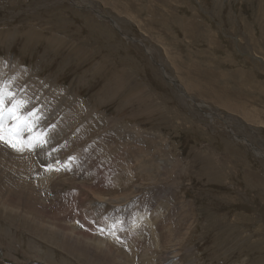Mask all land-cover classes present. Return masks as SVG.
I'll use <instances>...</instances> for the list:
<instances>
[{
  "label": "rangeland",
  "instance_id": "1",
  "mask_svg": "<svg viewBox=\"0 0 264 264\" xmlns=\"http://www.w3.org/2000/svg\"><path fill=\"white\" fill-rule=\"evenodd\" d=\"M0 71L52 133L36 195L0 159V264H264V0H0Z\"/></svg>",
  "mask_w": 264,
  "mask_h": 264
},
{
  "label": "bare ground",
  "instance_id": "2",
  "mask_svg": "<svg viewBox=\"0 0 264 264\" xmlns=\"http://www.w3.org/2000/svg\"><path fill=\"white\" fill-rule=\"evenodd\" d=\"M128 1V0H127ZM250 4V3H249ZM154 19V18H153ZM150 20V19H149ZM239 20V19H238ZM245 23V22H244ZM245 25V24H244ZM119 29V28H118ZM249 32V31H248ZM146 33V32H145ZM198 33V32H197ZM252 33V32H251ZM206 39V38H205ZM215 39V38H214ZM247 39V38H246ZM175 45V44H174ZM250 45V44H249ZM165 47V46H164ZM168 49V48H167ZM155 55V54H154ZM163 56V55H162ZM170 56V55H169ZM172 56V55H171ZM175 56V58H177L176 56L177 55H174ZM165 57V56H164ZM173 57V56H172ZM196 59V58H195ZM191 60V59H190ZM163 62V61H162ZM172 62V61H171ZM174 64V63H173ZM175 68H176V64H175ZM182 68V67H181ZM177 69V68H176ZM184 69V68H183ZM178 70H179V68H178ZM182 70V69H181ZM180 70V72H183V70L181 71ZM186 71H188V70H185V72ZM200 71V70H199ZM198 71V72H199ZM3 72H4V70H3ZM179 72V73H180ZM189 72V71H188ZM194 72V71H193ZM208 72H210V71H208ZM0 73H1V71H0ZM177 73H178V71H177ZM191 74H192V72H190ZM196 73H197V71H196ZM201 73H202V71H201ZM207 73V72H206ZM255 73V72H254ZM27 74V73H26ZM185 74H188V73H185ZM213 74V73H212ZM172 75V74H171ZM181 75V74H180ZM184 75V74H183ZM198 75V74H197ZM203 75H204V73H203ZM187 76V75H186ZM205 76V75H204ZM183 77V76H182ZM192 77V76H191ZM210 77H211V73H210ZM213 77V76H212ZM249 77H251V76H249ZM219 79H220V77H218ZM183 79H184V77H183ZM202 79V78H201ZM254 79V78H253ZM171 80V79H170ZM206 80V79H205ZM246 80V79H245ZM12 81V80H11ZM215 81V80H214ZM184 82V81H183ZM188 82H190V81H188ZM209 82L210 81H206L205 83H207L208 85H209ZM255 82V81H254ZM9 83V82H8ZM14 83H16V82H14ZM194 83V82H193ZM217 83V82H216ZM45 84V83H44ZM218 84V83H217ZM220 84V83H219ZM231 84V83H230ZM237 84V83H236ZM12 85V84H11ZM119 85V84H118ZM187 85H188V83H187ZM206 85V84H205ZM204 85V86H205ZM250 85V84H249ZM203 86V87H204ZM193 88L192 89H194V86H192ZM211 88H212V90L213 91H215V93L216 94H214V96H215V98H217L218 99V101H215V104L216 105H219V106H222L223 108H225V109H227V110H230L229 112H231V111H233V112H237L238 113V111H234V110H232V109H236V110H239L240 112H242V115H244V117L249 121V123L251 122V123H256L257 122V119L255 118V117H253L254 115H252L249 111L250 110H248V109H246V108H244L245 106H244V98L242 99L241 97V99L242 100H240V99H238V98H236V99H234L233 97H231L230 96V94L229 93H227V92H222V91H220V92H222V94L221 93H219V91L217 92L215 89H214V87H212V86H210ZM189 88V87H188ZM197 88V87H196ZM223 88V87H222ZM221 88V89H222ZM226 88V87H225ZM254 88H256V87H254ZM17 90V89H16ZM228 90H229V88H228ZM6 91H8V90H6ZM5 91V92H6ZM11 91V90H10ZM193 91H195V90H193ZM201 91V90H200ZM204 91V90H203ZM15 92V91H14ZM207 92V91H206ZM209 92V91H208ZM212 92V91H211ZM196 93V92H195ZM188 94V93H187ZM11 95V94H10ZM207 95V94H206ZM37 96V95H36ZM210 97H212V96H210ZM24 98V97H23ZM213 98V97H212ZM208 99V98H207ZM32 101H33V99H31ZM212 100V99H211ZM29 101V100H28ZM54 102V101H53ZM213 102V101H212ZM246 102V101H245ZM29 103V102H28ZM34 103V102H33ZM204 105V104H203ZM24 106V105H23ZM34 106V105H33ZM78 106V105H77ZM210 106V105H209ZM244 106V107H243ZM82 107V106H81ZM199 107V106H198ZM32 108V107H31ZM38 108V107H37ZM259 108V107H258ZM31 110H33V109H31ZM80 110V109H79ZM51 111V110H50ZM48 112V111H47ZM232 112V113H233ZM256 114H257V112L256 111H254ZM46 113V112H45ZM52 113V112H51ZM53 114V113H52ZM85 114V113H84ZM264 114V113H263ZM32 115V114H31ZM49 115V114H48ZM178 115V114H177ZM45 116V118H46V115L44 114L42 117H44ZM180 116V115H179ZM261 117H262V115H260ZM56 117V116H55ZM256 117H257V115H256ZM47 118H49V117H47ZM46 118V119H47ZM54 118V117H53ZM214 118V117H213ZM182 119H184V118H182ZM261 119V118H260ZM185 120V119H184ZM34 121V120H33ZM43 121V120H42ZM90 121V120H89ZM253 121H256V122H253ZM262 121V120H261ZM37 122V121H36ZM35 122V123H36ZM50 122V121H49ZM48 122V123H49ZM263 122V121H262ZM235 123V122H234ZM51 124V123H50ZM57 125H58V123H57ZM46 126V125H45ZM231 126V125H230ZM35 127V126H34ZM54 129V128H53ZM93 130V129H92ZM40 131L42 132V131H44L43 129H40ZM58 131V130H57ZM50 133V132H49ZM55 133V132H54ZM61 133V132H60ZM68 133V132H67ZM97 133V132H96ZM99 133V132H98ZM46 134V133H45ZM50 134H52V133H50ZM56 134H58V133H56ZM64 134V133H63ZM194 134V133H193ZM190 135V134H189ZM46 136H47V134H46ZM45 136V137H46ZM51 136V135H50ZM53 136V135H52ZM137 136V135H136ZM58 137H60L59 135H58ZM142 138V137H141ZM54 139H56L55 137H54ZM59 139V138H58ZM49 140V139H48ZM129 140V139H128ZM57 140H55V142H56ZM97 142V141H96ZM3 143V142H2ZM1 143V145H0V159H1V163L2 162H9V163H11L12 164V166H13V176L12 177H10V176H8L7 177V179H6V181H5V184L6 185H4L5 187H7V189H8V187H9V182L10 181H12L15 185H16V181L18 182V184H19V186L21 187L20 189L21 190H23V191H25V192H22L23 193V195L24 194H30V193H33V191H34V186H36V185H33V180H35L36 179V177H32L31 175H32V173H33V169H32V167L30 166V164H29V162H28V160H30L31 161V163L33 162V160H32V158H31V156H29L27 153L25 154V156L23 157V155L21 156V154H19V155H17V153H19L20 151H23V150H20V148H19V152H18V150H16V149H13L12 147H10V146H8V144H5V145H3ZM45 143V142H44ZM248 143V142H247ZM58 144V143H57ZM250 144V143H249ZM37 145H39V144H37ZM59 145V144H58ZM62 145H63V143H62ZM49 146V145H48ZM47 146V147H48ZM250 146H252L253 147V145L252 144H250ZM21 147V146H20ZM51 147V146H50ZM1 148H2V150H1ZM113 148V147H112ZM57 149V148H56ZM102 149V148H101ZM62 151V149H61V146H59L58 147V149H57V152L58 151ZM27 151V150H26ZM64 152H65V150H64ZM82 152V151H81ZM256 153H258V152H256ZM261 156V155H260ZM264 156V155H263ZM57 157V156H56ZM50 157H48V159H49ZM28 159V160H27ZM47 159V160H48ZM58 160V159H57ZM56 161V160H55ZM54 162V161H53ZM57 162V161H56ZM0 163V164H1ZM34 163V162H33ZM32 163V164H33ZM34 165V164H33ZM55 164H53V166H54ZM58 165H59V161H58ZM57 165V166H58ZM55 167V166H54ZM137 167V166H136ZM51 168V167H50ZM143 168V167H142ZM1 169V168H0ZM37 169V168H36ZM3 170V169H2ZM38 170V169H37ZM138 170V169H137ZM5 171L6 172H8L9 170L8 169H5ZM17 171L19 172V174L17 173ZM41 172V171H40ZM145 174V173H144ZM34 176H36L35 175V173H34ZM38 176V175H37ZM139 176V175H138ZM51 177V176H50ZM140 177V176H139ZM40 178V177H39ZM38 179V178H37ZM42 180V179H41ZM2 181V180H1ZM17 186V185H16ZM90 186V185H89ZM143 187V186H142ZM2 191V190H1ZM5 191V190H4ZM8 191V190H7ZM1 194V193H0ZM35 193H33V195H34ZM30 195H32V194H30ZM30 195H29V197H30ZM36 195V194H35ZM22 196V195H21ZM24 196H26V195H24ZM127 196V195H126ZM5 198H7V195L5 196ZM4 198V199H5ZM9 198V197H8ZM25 198V197H24ZM28 198V197H27ZM31 198H32V196H31ZM5 200H7V199H5ZM4 200V202H6ZM34 200H36V199H34ZM37 200H39V199H37ZM31 201V200H30ZM29 202V201H28ZM31 202H33V201H31ZM3 203V202H2ZM8 202H6V204H7ZM140 205V204H139ZM22 206V205H21ZM143 206V205H142ZM60 208V207H59ZM22 209V208H21ZM24 209V208H23ZM39 210H41V208L39 209ZM69 210V209H68ZM11 210H9V212H10ZM34 211V210H33ZM9 214V213H8ZM26 214V213H25ZM24 214V215H25ZM66 214V213H65ZM67 215H69V214H67ZM66 215V216H67ZM3 216V215H2ZM58 216V215H57ZM24 217V216H23ZM32 217V216H31ZM59 217H61L62 218V216H59ZM67 219V218H66ZM152 222V221H151ZM138 224V223H137ZM135 226V225H134ZM139 226V225H138ZM141 227V226H140ZM178 227H180V226H178ZM139 231V230H138ZM74 233V232H73ZM84 234V233H83ZM180 236V235H179ZM223 236V235H222ZM264 236V235H263ZM216 237V236H215ZM174 238V237H173ZM173 240V239H172ZM17 241V240H16ZM25 241V240H24ZM100 241V240H99ZM107 241V240H106ZM233 241V240H232ZM172 242V241H171ZM239 244V243H238ZM56 245H58V244H56ZM98 246V245H97ZM123 246V245H122ZM174 246V245H173ZM29 247V246H28ZM36 248V247H35ZM252 248V247H251ZM33 249V248H32ZM31 249V250H32ZM34 250V249H33ZM32 250V251H33ZM36 250V249H35ZM31 251V252H32ZM153 254V253H152ZM36 255V254H35ZM122 255V254H121ZM48 257V256H47ZM118 257V256H117ZM123 257V256H122ZM217 257V256H216ZM56 260V259H55ZM124 260V259H123Z\"/></svg>",
  "mask_w": 264,
  "mask_h": 264
},
{
  "label": "snow or ice",
  "instance_id": "3",
  "mask_svg": "<svg viewBox=\"0 0 264 264\" xmlns=\"http://www.w3.org/2000/svg\"><path fill=\"white\" fill-rule=\"evenodd\" d=\"M0 108H2V103H0ZM10 115H12L14 119L19 121V117L16 116L15 110L10 112ZM2 116H3V112L0 111V118H2ZM26 123H27L26 121L19 123L16 129H11V128L4 129L3 126L0 125V142H4L13 149L19 150L20 145L18 142V137L20 134V128L22 126H25Z\"/></svg>",
  "mask_w": 264,
  "mask_h": 264
},
{
  "label": "water",
  "instance_id": "4",
  "mask_svg": "<svg viewBox=\"0 0 264 264\" xmlns=\"http://www.w3.org/2000/svg\"><path fill=\"white\" fill-rule=\"evenodd\" d=\"M257 156V155H256Z\"/></svg>",
  "mask_w": 264,
  "mask_h": 264
}]
</instances>
